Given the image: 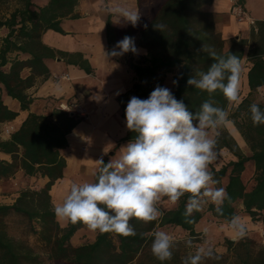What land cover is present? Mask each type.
<instances>
[{
  "label": "trees",
  "instance_id": "trees-1",
  "mask_svg": "<svg viewBox=\"0 0 264 264\" xmlns=\"http://www.w3.org/2000/svg\"><path fill=\"white\" fill-rule=\"evenodd\" d=\"M11 0H0V4ZM17 1L20 7L8 17H0V29L7 30L0 45V88L6 96L16 100L22 111L28 109L32 99L25 93L35 75H47L43 59L53 58L50 48L40 41L48 30L63 34L59 27L64 18H77L74 9L78 0H47L43 6L35 7L32 0ZM211 0H136L139 22L134 27L127 21L113 25L108 16L106 39L115 45L125 36H138L137 45L146 50V55L130 63L136 82L131 89L118 99L121 117L125 119V109L132 96L147 99L155 87L164 86V75L172 74L171 92L177 100L192 112L198 111L202 102L212 99L215 106L227 112L229 101L217 90L211 97L187 85V80L196 71H207L214 61L206 54L197 52L203 44L212 46L222 56L235 55L241 61L243 48L240 41L233 40L228 49L214 28L209 13L202 10ZM163 24L162 32L154 25ZM147 25V27H145ZM12 53L24 54L29 60H10ZM7 71L3 67L8 66ZM28 67L31 75L25 79L20 72ZM173 81H177L173 84ZM250 94L264 86V64L256 59L247 73ZM249 96L243 98L233 109L230 118L250 150L249 156L240 154L233 148L232 140L226 133L215 136L217 148H226L237 161L229 162L219 170L211 171L214 179L220 182L227 177L225 189L230 201L223 204V214L215 211L210 204L208 211L215 219L231 221L236 216V205L241 202L243 211L255 218L264 209V125H254L249 106L253 104ZM264 110V104L256 103ZM69 107V105L67 106ZM16 112L9 110L0 97V125L13 121ZM83 120L71 110L53 108L47 115L29 113L8 139L0 138V153L7 155L9 161L0 159V182L12 178L18 171L28 177L47 178L48 182L40 189H23L11 205H0V264H42L39 255L28 244L15 240L7 233L5 218L15 212L37 224V237L46 250L48 264H161L151 252L152 233L157 229L168 231L180 228L188 236H197L195 225L201 212H195L186 221L183 213L188 194L181 198L174 208L163 211L154 221L144 223L135 218L130 224L136 235L124 237L116 233L97 232L93 242L78 247L70 244L74 233L84 225L68 222L61 228L54 215L50 189L60 179L65 168L61 150L67 147V135ZM136 133L127 130L122 141H131ZM252 162L255 167V184L246 190L240 179L245 164ZM152 232L151 234H148ZM231 254L227 264H264V246L244 238L238 242L226 240ZM163 264H176L177 254ZM215 264L220 258L214 259Z\"/></svg>",
  "mask_w": 264,
  "mask_h": 264
},
{
  "label": "crops",
  "instance_id": "crops-1",
  "mask_svg": "<svg viewBox=\"0 0 264 264\" xmlns=\"http://www.w3.org/2000/svg\"><path fill=\"white\" fill-rule=\"evenodd\" d=\"M232 1L242 6L247 18L254 21L251 26L248 21H237L230 12ZM46 4V3H45ZM101 0L90 1L87 6L78 0L74 9L77 18H64L60 21L59 27L63 34L48 30L41 35L40 41L50 48L54 54L53 58L43 59V64L48 70L47 75H35L32 85L25 93L32 99L28 109L22 111L19 103L6 96L0 88V97L3 104L11 111L16 112V118L6 122L0 127H12L16 130L29 113L36 115H47L53 108L71 105L72 113H76L83 120L67 135V147L61 150L60 155L64 159L65 168L62 177L54 182L50 189L51 202L53 207L61 204L68 195L73 182L82 184L94 182L96 175L102 165L111 160L119 159L121 148L129 142L122 141L126 136V120L121 117V109L118 99L125 95L136 82L134 73L130 69V63L136 62L140 57L146 55V50L137 45L138 36L134 35L136 52L131 51L122 55L113 56V50L119 52L116 45H110L106 39V21L115 26L121 17H125V9L121 14L113 15L112 10H106V6L100 9ZM88 9L87 13L83 10ZM202 10L209 13L214 21V28L224 42V48L228 49L230 43L240 41L243 45V57L240 61V92L238 102H229L227 111L235 108L243 98L263 91L264 86L250 94L247 84V73L256 59H261L264 64V0H211L203 6ZM134 11V10H133ZM136 12V11H134ZM2 39L6 36L7 30ZM0 41V45L2 43ZM10 60H29L30 57L24 54L12 53ZM9 65L7 66L8 69ZM7 71V70H6ZM31 75V70L25 67L20 72L22 79ZM171 88V86L169 87ZM68 109V107H67ZM218 130V129H217ZM217 131H211L210 136L215 138ZM226 133L238 146L247 147L248 152L242 155L249 156L250 150L241 137L237 128L231 122L221 126L220 134ZM7 136L4 139H8ZM220 152L227 151L226 148H219ZM222 153V155H223ZM241 154V153H240ZM221 155V154H220ZM0 159L9 161L7 155L0 153ZM237 158L232 155L227 162L224 158L220 160L219 167L212 166L211 169L219 170L229 162H235ZM25 177V186L18 188L40 189L48 182L47 178L39 176L28 177L22 171H18L9 180L16 184L18 179ZM244 188L248 191L255 184V167L252 162L245 164L240 174ZM227 177H223L216 187L225 188ZM3 181L0 188H3ZM205 205L201 212V218L195 225V232L198 233L208 220L220 222V236L229 240L240 239L230 228V221L215 219ZM167 197H162L156 207L159 212L174 208ZM236 216H239L246 225V233L243 237L256 236L264 231V209L252 218L243 211L241 202L236 205ZM159 217V216H158ZM59 226L64 228L67 221L56 218ZM176 231H182L175 228ZM160 231L159 229L156 232ZM98 231L93 232L86 226L78 229L70 239L73 247H78L94 241ZM152 232L148 233L151 234ZM186 233V232H184ZM203 233V232H202Z\"/></svg>",
  "mask_w": 264,
  "mask_h": 264
},
{
  "label": "clouds",
  "instance_id": "clouds-1",
  "mask_svg": "<svg viewBox=\"0 0 264 264\" xmlns=\"http://www.w3.org/2000/svg\"><path fill=\"white\" fill-rule=\"evenodd\" d=\"M124 16L134 27L140 19L134 11L125 12ZM154 28L162 32L165 25L157 24ZM116 48L120 51L113 50L111 55L137 51L133 38L128 36ZM197 52L206 53L214 62L207 71H196L190 76L187 85L209 97L219 90L229 102H238L239 58L219 55L206 44ZM249 111L254 125H264V110L258 104H251ZM125 120L126 128L136 133L135 138L121 148L119 159L106 164L99 161L102 167L94 182L71 184L63 202L53 208L58 220L82 224L93 232L135 236L131 219L154 221L161 215L156 205L162 197L177 204L186 194L183 215L187 222L192 223L193 214L202 212L209 203L223 214V204L231 197L225 188L215 186L218 181L209 168L216 159L217 145L210 132L229 122L223 108L215 106L210 98L192 112L169 88L157 86L147 99L136 96L129 99ZM229 226L238 237L246 233V225L239 216H233ZM151 235L153 256L161 264L170 261L174 254L173 238L164 231ZM192 243L191 239L186 241L189 247ZM205 259H219L211 246L200 247L184 258L182 264H201Z\"/></svg>",
  "mask_w": 264,
  "mask_h": 264
},
{
  "label": "rangeland",
  "instance_id": "rangeland-1",
  "mask_svg": "<svg viewBox=\"0 0 264 264\" xmlns=\"http://www.w3.org/2000/svg\"><path fill=\"white\" fill-rule=\"evenodd\" d=\"M83 2V6H87L90 1L93 0H81ZM47 0H32V3L35 7L43 6ZM84 6V7H85ZM103 6H106V10H112L114 13L113 15H119L123 11L122 9H125V12L128 11H136L137 13V3L136 0H101V5L100 9L103 8ZM20 4L17 1H7L3 2L0 4V17L5 18L8 17L9 14L14 11L15 9L19 8ZM88 9L83 10L85 14L87 13ZM124 14V13H123ZM122 21H126L125 17H121L118 24ZM5 32L3 30H0V41L2 37L4 36ZM11 58V56H9ZM3 70H7V66L3 67ZM171 81H172V74H165L164 75V86L166 88H169L171 86ZM170 89V88H169ZM239 96V100H240ZM249 98L255 102V103H262L264 104V92L260 91L257 92L256 94H252L249 96ZM64 107V109H63ZM59 105V108L62 110H72L73 107L69 105L68 109H65V106ZM234 108H231L230 110L227 111L228 113V121L234 124L233 120L230 118L231 113ZM235 126V125H234ZM236 127V126H235ZM11 128V127H7ZM6 127H0V138L4 139L7 136H9L5 130L7 129ZM220 128H217L216 131L220 134ZM233 148L237 150L239 153L242 154V152H248L247 147H242L243 151H240L238 146L232 141ZM216 151V159L213 161L212 164L209 165V168H212V166L215 165V167H219L220 165V160L224 158V162H227L229 157H231L233 154L227 150L224 151L225 154L221 151L220 149L215 148ZM223 153V155H222ZM221 154V155H220ZM25 177H21L18 179L16 184L12 183L9 179L6 181H3L4 186L3 188H0V205H11L13 204L15 198L17 197L18 193L23 190V189H28V188H18V186L23 185L25 186ZM34 189V188H31ZM5 224L7 228V233L9 236L14 238L15 240L24 242L31 246L33 250L39 255L40 260L42 261V264H48L47 258H46V250L42 243L38 240L37 237V224L35 222H30L27 220L26 217L17 214L15 212H11L6 218H5ZM168 233L174 241V247L173 251L176 252L177 254V262L176 264H182L184 258H186L189 255L195 254V252L200 248V247H209L211 246L215 256L220 258V263L219 264H227L229 263L231 259V254L228 252L227 247H226V238H222L220 236V222H215L212 220H208L201 228V230L196 233L197 236L194 238H191L188 236V234L181 232V231H176L175 229H171L168 231H164ZM203 232V233H202ZM262 233L264 231L260 232L256 236H249V237H242L240 239H232L229 241L232 242H238L241 239L248 238L253 240V242L257 245H262L264 246V237L262 236ZM191 239L193 241L191 247L187 246L186 241ZM214 259H205L201 262V264H215L213 263Z\"/></svg>",
  "mask_w": 264,
  "mask_h": 264
},
{
  "label": "built area",
  "instance_id": "built-area-1",
  "mask_svg": "<svg viewBox=\"0 0 264 264\" xmlns=\"http://www.w3.org/2000/svg\"><path fill=\"white\" fill-rule=\"evenodd\" d=\"M230 12L231 14L234 16V18L239 21V22H242V21H248V23L253 26L254 25V21L247 18L246 16V12L245 10L243 9L242 6L238 5L237 3L233 2L232 1V5H231V8H230ZM63 107V106H62ZM64 109V107H63ZM65 109H67V107L65 106ZM5 132L9 135L10 133L13 132V128H7L5 130ZM262 236L264 237V233H262Z\"/></svg>",
  "mask_w": 264,
  "mask_h": 264
}]
</instances>
